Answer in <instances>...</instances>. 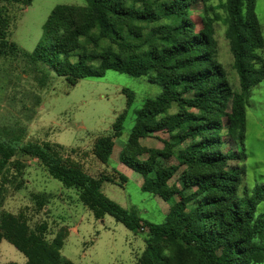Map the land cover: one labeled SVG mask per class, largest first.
I'll return each mask as SVG.
<instances>
[{
  "label": "trees",
  "instance_id": "1",
  "mask_svg": "<svg viewBox=\"0 0 264 264\" xmlns=\"http://www.w3.org/2000/svg\"><path fill=\"white\" fill-rule=\"evenodd\" d=\"M83 1L51 10L28 58L70 86L115 71L161 87L136 112L119 161L142 177L143 192L170 203L168 214L161 224L142 220L102 193L108 178H94L51 144L23 143L9 130L0 131V175L15 155L32 157L51 178L74 190L94 219L108 215L128 231H146L145 249L135 264H262L264 212L255 215V210L264 201V184L239 195L244 168L236 164L246 158L248 92L264 79V61L256 54L263 41L255 0L220 4L239 91L217 59L218 19L202 17L197 29L190 18L191 0ZM203 1L213 11L211 0ZM20 2L0 0V55L18 51L8 41L10 19L2 5ZM122 93L129 107L133 94ZM125 116L123 111L116 117L111 135L94 141L92 154L99 162L108 163ZM158 133L167 136L160 140L161 149L140 145ZM233 144L236 151L225 150ZM175 175L179 184L169 185ZM66 235L60 228L50 239L45 223L31 228L21 215L0 216V243L5 240L19 251L23 264H74L61 255Z\"/></svg>",
  "mask_w": 264,
  "mask_h": 264
},
{
  "label": "rangeland",
  "instance_id": "2",
  "mask_svg": "<svg viewBox=\"0 0 264 264\" xmlns=\"http://www.w3.org/2000/svg\"><path fill=\"white\" fill-rule=\"evenodd\" d=\"M191 20L200 27V18L214 17L217 59L226 70L233 89L239 91L238 78L232 69L233 59L225 37L223 0H211L213 11L203 0H191ZM83 0H21L19 4H3L9 15L7 38L14 43V54L0 55V131L9 130L20 140L48 143L59 150L60 156L105 176L111 182L102 184V193L124 209L135 212L142 220L161 224L169 204L159 197L143 192L142 177L137 173L119 170L118 160L135 123L136 112L147 99L159 95L161 87L145 77H132L106 71L101 78H86L70 86L63 77L41 63L28 58L42 38V27L51 10L58 5H84ZM263 45L256 51L264 61V0L254 1ZM128 90L133 101L127 106ZM126 111L121 136L114 139V150L103 171L91 168L89 157L94 141L112 134L116 117ZM176 110L172 108L170 113ZM167 136L158 133L142 139L140 145L161 149L160 140ZM226 151H236L230 145ZM246 158L237 161L244 168L239 195L251 193L255 185L264 184V79L251 87L245 104ZM175 163L174 160L171 161ZM122 166V165H121ZM125 166V165H124ZM129 170V168H128ZM178 185L177 175L169 185ZM43 202L40 206V202ZM264 212V201L256 206L255 215ZM21 215L27 224L45 223L49 238L64 228L67 235L61 255L74 264H135L145 249L146 231L133 233L112 217L94 219L72 189H65L51 178L36 159L17 154L8 161L0 175V216ZM264 244V237L262 238ZM25 257L7 241L0 243V264H23ZM264 264V262L262 263Z\"/></svg>",
  "mask_w": 264,
  "mask_h": 264
},
{
  "label": "crops",
  "instance_id": "3",
  "mask_svg": "<svg viewBox=\"0 0 264 264\" xmlns=\"http://www.w3.org/2000/svg\"><path fill=\"white\" fill-rule=\"evenodd\" d=\"M114 148V147H113ZM114 150V149H113ZM113 152V151H112ZM89 161L91 162V168L92 169H96L97 171H98V169L100 170H102L103 171V169L106 167L105 165L106 164H103V163H101V162H99L94 156H93V154H91V156L89 157ZM118 166L121 164L120 162H119V160H118ZM82 164H84V161H82L81 162V165ZM80 165V166H81ZM122 165V166H121ZM120 166H119V170H125V171H127V173L129 172V173H133V171L132 170H128V168L126 167V166H124L123 164H121ZM82 167V169L88 174V175H90V176H92V177H94V178H98L99 177V173H101V172H95L96 174H93L92 173V171L91 170H88L86 167H83V166H81ZM135 173V172H134ZM101 176V175H100ZM142 182H143V179H142ZM106 183V182H105ZM101 188H102V186H101Z\"/></svg>",
  "mask_w": 264,
  "mask_h": 264
}]
</instances>
